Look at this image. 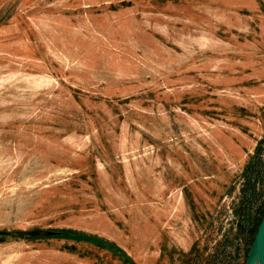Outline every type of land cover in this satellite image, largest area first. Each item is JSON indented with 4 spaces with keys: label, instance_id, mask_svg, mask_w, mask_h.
Returning <instances> with one entry per match:
<instances>
[{
    "label": "rangeland",
    "instance_id": "1",
    "mask_svg": "<svg viewBox=\"0 0 264 264\" xmlns=\"http://www.w3.org/2000/svg\"><path fill=\"white\" fill-rule=\"evenodd\" d=\"M259 145L264 0H0V264H245Z\"/></svg>",
    "mask_w": 264,
    "mask_h": 264
},
{
    "label": "trees",
    "instance_id": "2",
    "mask_svg": "<svg viewBox=\"0 0 264 264\" xmlns=\"http://www.w3.org/2000/svg\"><path fill=\"white\" fill-rule=\"evenodd\" d=\"M262 143V142H261ZM261 146L259 145V148L257 147L256 149V153L255 155L251 158V160L247 163V165L245 166L244 169V176H245V180L246 183L248 184V191L246 194V198L247 201L249 202V205H253V203H255V201L258 199L259 197V193L256 191V185L258 183H260L262 181V165H261V156H264V153H261ZM262 154V155H261ZM253 160H255V162H253ZM259 209V208H258ZM249 213H251L249 211ZM264 215V205L263 207L260 209V211L258 212V215L256 217H254V219L252 220V228L250 230V235H251V242L254 238L255 232L257 230V227L259 225V222L261 220V218ZM84 238H88V239H92L97 241V243L95 245L100 246L101 243H105V244H110L107 241H104L102 239H97L91 236H88L86 234L83 233H77V232H70V231H62L59 234V239H66V240H74L76 242H84V241H89L90 240H86ZM112 249L114 250L115 253L119 254V256L124 257L125 255L123 254V252L118 249L115 245H113L111 243Z\"/></svg>",
    "mask_w": 264,
    "mask_h": 264
},
{
    "label": "water",
    "instance_id": "3",
    "mask_svg": "<svg viewBox=\"0 0 264 264\" xmlns=\"http://www.w3.org/2000/svg\"><path fill=\"white\" fill-rule=\"evenodd\" d=\"M245 264H264V215L248 249Z\"/></svg>",
    "mask_w": 264,
    "mask_h": 264
}]
</instances>
